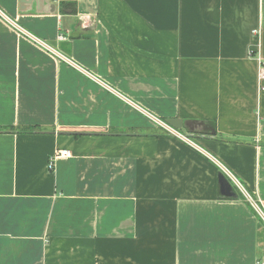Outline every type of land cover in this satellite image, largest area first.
<instances>
[{"label": "crops", "instance_id": "obj_1", "mask_svg": "<svg viewBox=\"0 0 264 264\" xmlns=\"http://www.w3.org/2000/svg\"><path fill=\"white\" fill-rule=\"evenodd\" d=\"M39 1L0 10L74 65L0 19V264L264 257V0Z\"/></svg>", "mask_w": 264, "mask_h": 264}, {"label": "built area", "instance_id": "obj_2", "mask_svg": "<svg viewBox=\"0 0 264 264\" xmlns=\"http://www.w3.org/2000/svg\"><path fill=\"white\" fill-rule=\"evenodd\" d=\"M0 19L10 25L19 35H21L22 37L30 40L32 43H34L35 45L43 48L44 50H46L47 52H49L50 54L55 55L56 57H59L60 59L64 58L63 56L55 53L51 48H49L48 46H46L42 41H40L39 39H37L36 37H34L33 35H31L30 33L26 32L25 30H23L20 26H18L16 24L15 21L11 20L9 17H7L1 10H0ZM59 40H63L64 38L62 36L58 37ZM68 63L74 65L72 63V61L64 58ZM262 81H264V61H262L260 63V68H259V82L261 83ZM143 114L158 128L164 130L166 133L173 135L175 137H178L179 139H182L183 141H185L188 144H193L187 137H183L182 135H180L176 130H174L173 128H171L170 126H168L163 120H160L156 117H154L152 114L147 113L145 111H142ZM70 152L68 150H59L54 152L48 159V164L47 167L49 170H53L54 164L57 160L59 159H67L70 158ZM223 172V171H222ZM225 174V173H224ZM259 214L260 217L262 218V220L264 221V210L259 208ZM254 264H264V257H262L261 259L257 260L254 262Z\"/></svg>", "mask_w": 264, "mask_h": 264}, {"label": "water", "instance_id": "obj_3", "mask_svg": "<svg viewBox=\"0 0 264 264\" xmlns=\"http://www.w3.org/2000/svg\"><path fill=\"white\" fill-rule=\"evenodd\" d=\"M40 3V1L38 2V0H20V11H23L25 9H22V5L25 3ZM49 2V1H48ZM44 3H47V1H44ZM51 8L49 11L51 13H53L55 11V6L54 5H50ZM168 126H170L171 128H173L174 130H178L182 127L183 123L180 120L177 119H166L164 121ZM218 182H219V192L221 197H225V198H237V194L233 191L231 184L228 182V180L226 179V177L223 174H219L218 175Z\"/></svg>", "mask_w": 264, "mask_h": 264}, {"label": "trees", "instance_id": "obj_4", "mask_svg": "<svg viewBox=\"0 0 264 264\" xmlns=\"http://www.w3.org/2000/svg\"><path fill=\"white\" fill-rule=\"evenodd\" d=\"M59 6H60V11L71 10L72 14H74L76 11L74 3L63 2ZM210 124L214 126V123L210 122ZM258 207L261 209V207L259 205H258Z\"/></svg>", "mask_w": 264, "mask_h": 264}]
</instances>
